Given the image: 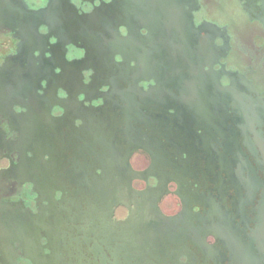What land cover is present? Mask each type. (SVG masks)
<instances>
[{
    "label": "flooded vegetation",
    "instance_id": "af4514ba",
    "mask_svg": "<svg viewBox=\"0 0 264 264\" xmlns=\"http://www.w3.org/2000/svg\"><path fill=\"white\" fill-rule=\"evenodd\" d=\"M0 264H264V0H0Z\"/></svg>",
    "mask_w": 264,
    "mask_h": 264
}]
</instances>
